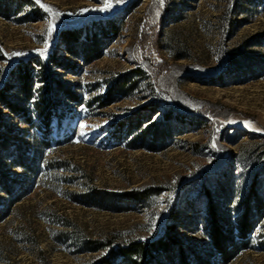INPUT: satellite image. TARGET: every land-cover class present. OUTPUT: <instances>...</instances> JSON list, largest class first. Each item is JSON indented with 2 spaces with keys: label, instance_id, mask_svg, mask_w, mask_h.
<instances>
[{
  "label": "rangeland",
  "instance_id": "1",
  "mask_svg": "<svg viewBox=\"0 0 264 264\" xmlns=\"http://www.w3.org/2000/svg\"><path fill=\"white\" fill-rule=\"evenodd\" d=\"M109 2L0 0V87L34 67L31 98L9 93L19 114L3 108L0 264H98L91 241L171 225L209 264H264V214L227 262L206 229L209 200L235 227L251 187L264 199V0ZM40 63L63 83L50 125Z\"/></svg>",
  "mask_w": 264,
  "mask_h": 264
},
{
  "label": "trees",
  "instance_id": "2",
  "mask_svg": "<svg viewBox=\"0 0 264 264\" xmlns=\"http://www.w3.org/2000/svg\"><path fill=\"white\" fill-rule=\"evenodd\" d=\"M7 0H3L6 2ZM9 9L10 7H5ZM82 34L81 28L79 29H64L61 31V39L64 40L63 44L67 46L71 42H76ZM62 42V41H61ZM97 50L96 48L94 51ZM91 52V51H89ZM100 56V53H98ZM58 67H67V62L52 58ZM42 72L44 74V80L46 87L45 98L41 103L38 102L37 109L44 120L46 125H50L53 119L59 116L58 101L55 99V93L59 86L63 87V83L58 79H55L51 75V67L49 64L40 63ZM34 67L31 63L25 64L22 68H19L16 73V80L20 83V86L13 88L10 84L6 83L0 87V131L5 128V114L3 108L10 109L12 112L18 113L20 107L11 102L9 93L11 90H16L25 100H29L32 96V71ZM120 85V84H119ZM122 85V84H121ZM112 90L109 89L106 96H111ZM65 96H68L72 100H77L75 94H73L68 88L63 89ZM112 99L109 100V103ZM106 103V104H109ZM154 110V108H153ZM150 113L148 118H152L154 112ZM29 118L27 119V121ZM138 125L142 124L141 121H137ZM124 121L119 124L122 125ZM150 127L143 129V136L147 135ZM158 130H153L156 137H158ZM1 138V135H0ZM143 193L137 191H130L125 195L131 199H137L142 196ZM208 222L207 233L211 238L214 249L220 255L223 262H227L241 247H246L249 243V235L252 233L259 218L264 214V199L259 196L255 187L249 189L243 201V207L241 212L237 215L235 227L232 226L231 221L222 216V210L218 205H215L209 200L208 207ZM256 213L259 215L255 217ZM170 229L161 236L155 237L150 240H132L128 243L114 244L112 239L106 241H91L95 243L93 245L94 250L105 249L106 252L100 257L98 264H209L206 259H203L197 252L192 251L178 238L173 232L174 225L169 227ZM234 229L237 231L238 241H234Z\"/></svg>",
  "mask_w": 264,
  "mask_h": 264
},
{
  "label": "snow or ice",
  "instance_id": "3",
  "mask_svg": "<svg viewBox=\"0 0 264 264\" xmlns=\"http://www.w3.org/2000/svg\"><path fill=\"white\" fill-rule=\"evenodd\" d=\"M37 2H39V0H37ZM162 3H163V0H161V4ZM41 7H44L45 8V11H49V12L52 11L50 8H47L44 5H41ZM109 7H111V3L109 2V0H105V7L104 8H101L100 11H104V10H106ZM56 14L58 15V13H56ZM15 55H20V53H16Z\"/></svg>",
  "mask_w": 264,
  "mask_h": 264
}]
</instances>
